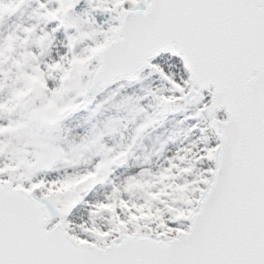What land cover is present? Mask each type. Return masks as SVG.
I'll return each mask as SVG.
<instances>
[{
	"label": "snow or ice",
	"instance_id": "obj_1",
	"mask_svg": "<svg viewBox=\"0 0 264 264\" xmlns=\"http://www.w3.org/2000/svg\"><path fill=\"white\" fill-rule=\"evenodd\" d=\"M0 264H264V0H0Z\"/></svg>",
	"mask_w": 264,
	"mask_h": 264
}]
</instances>
